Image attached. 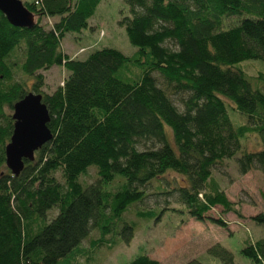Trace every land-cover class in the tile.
<instances>
[{"label": "trees", "instance_id": "16d2710c", "mask_svg": "<svg viewBox=\"0 0 264 264\" xmlns=\"http://www.w3.org/2000/svg\"><path fill=\"white\" fill-rule=\"evenodd\" d=\"M22 1L35 17L31 28L0 12V264H69L93 229V247L126 241L133 226L122 216L150 182L199 221L222 224L206 216L216 206L236 211L211 170L237 154L240 173L264 170V73L253 81L241 65L264 61V0H125L130 16L119 23L136 52L107 47L84 59L63 52L62 40L87 28L103 0ZM54 66L67 75L42 92L40 71ZM29 92L47 106L51 139L14 176L4 149L13 104ZM170 93L184 95L181 110ZM228 108L245 121L235 125ZM250 135L258 140L251 149ZM91 167L97 180L84 185ZM252 219L264 231V214ZM241 255L264 264V235ZM125 264L158 262L138 254Z\"/></svg>", "mask_w": 264, "mask_h": 264}, {"label": "rangeland", "instance_id": "374dc122", "mask_svg": "<svg viewBox=\"0 0 264 264\" xmlns=\"http://www.w3.org/2000/svg\"><path fill=\"white\" fill-rule=\"evenodd\" d=\"M96 8L87 28L81 32H69L63 37L62 51L71 58L81 59L96 49L107 47L120 50L128 57L133 55L137 49L130 44L125 28L119 23L123 17L130 16L125 0H103ZM54 19L42 21L49 27ZM236 20V17L224 20V27L233 26ZM241 65L253 81L259 71L264 73V61L247 60ZM40 73L44 76L41 90L48 93L61 85L67 75L60 66L43 69ZM15 78L19 81L25 79L19 73H15ZM158 80L162 82L159 77ZM169 95L181 110L179 98L184 95ZM228 114L235 125L239 124L235 118L245 121L242 115L229 108ZM257 142L255 136L250 135L245 143L251 149ZM238 155L223 160L211 170L221 190L236 207V211L231 212L216 206L206 213L208 217L221 218L224 221L222 224L214 219L199 221L188 215L180 203L172 201L168 194L160 193L157 181L150 182L143 187L144 199L130 205L122 216V225L133 226L129 238L123 241L116 237L113 245L105 242L93 247L92 241L99 237L98 231L93 229L81 242L83 251L75 255L69 264H125L138 254H146L158 264H253L241 255V250L244 245L255 243L264 235L263 227L252 219L256 214H264V170L252 167L246 173H240L236 162ZM60 174V171L56 173L58 181H61ZM173 175L176 179L180 178L173 173L166 176L171 179ZM79 180L84 185L92 184L97 180V169L89 168ZM55 211L48 212L49 219L56 214ZM138 212L147 217L138 215ZM227 255L232 261L227 259Z\"/></svg>", "mask_w": 264, "mask_h": 264}, {"label": "water", "instance_id": "95a60500", "mask_svg": "<svg viewBox=\"0 0 264 264\" xmlns=\"http://www.w3.org/2000/svg\"><path fill=\"white\" fill-rule=\"evenodd\" d=\"M0 12L16 27L31 28L34 21L22 0H0ZM11 118L14 120L10 141L5 146V162L14 176L24 168V160L32 161L38 148L51 138L47 123L50 120L42 96L29 92L13 104Z\"/></svg>", "mask_w": 264, "mask_h": 264}]
</instances>
